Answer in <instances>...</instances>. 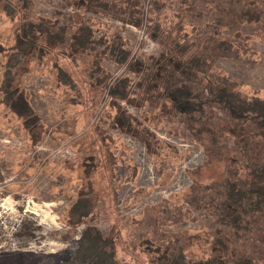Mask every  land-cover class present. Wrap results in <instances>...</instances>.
Here are the masks:
<instances>
[{
	"label": "rangeland",
	"instance_id": "1",
	"mask_svg": "<svg viewBox=\"0 0 264 264\" xmlns=\"http://www.w3.org/2000/svg\"><path fill=\"white\" fill-rule=\"evenodd\" d=\"M150 11L169 35L163 45L122 20L143 12L144 24ZM42 20L62 41L46 45L43 34L17 56L19 26ZM81 27L89 49L74 53ZM172 40L197 55L202 100L214 96L209 80L264 98V0H0V264H59L86 229L89 242L97 230L108 238L117 264H156L157 247L264 264V215L241 230L214 215L227 180L245 178L231 156L244 141L225 129L222 104L180 113L165 90L147 89L151 68L128 69L150 67ZM9 79L30 106L21 116L3 102ZM248 149L264 159L258 137Z\"/></svg>",
	"mask_w": 264,
	"mask_h": 264
},
{
	"label": "trees",
	"instance_id": "2",
	"mask_svg": "<svg viewBox=\"0 0 264 264\" xmlns=\"http://www.w3.org/2000/svg\"><path fill=\"white\" fill-rule=\"evenodd\" d=\"M7 8L8 5H4L3 10H6L8 14L14 13V8L10 10ZM150 13L151 11L146 15L144 24L143 12L137 17L131 14L128 19L124 18L122 20L136 27H144L146 33L153 41L163 45L164 41H168L169 35L164 32L158 17H151L149 16ZM18 33V44L20 45L16 47L18 49L17 56H26L27 52L33 50L36 42L42 40L41 36L43 34H46L44 39L46 45L56 42L57 39L62 41L61 37L47 29L43 20L36 23L24 21L19 26ZM90 35L91 31L81 27L78 32L71 36L70 46L74 53L89 49L87 44L90 42ZM21 44L25 47H22ZM188 46V43L184 42L180 45L178 40H172L168 43V48L165 51L162 49L158 59L150 67L145 65L144 61H135L128 62V69L141 72L143 68L146 70L151 68L150 75L144 79L147 89H158L160 87L165 90L166 98L170 100L173 107L180 113L202 112L205 101L209 102L211 98H216V102L222 104L230 119L239 122V124L234 125L232 124L233 121H231L225 129L235 136L242 135L244 148H235V153L231 154V156L235 162L236 169L238 168L245 172V178L228 179L222 187L221 194L223 199L214 203L213 207L217 210L214 215L219 218L218 221L221 224L230 225L235 230L245 229L251 213L264 215V159L257 161L248 152L250 138L258 137L264 142V98L242 94L232 82L229 85H223L220 83L215 84L210 80L205 87H208L214 96L211 94L212 97L202 100V93L193 94L192 82L197 80L195 66H197L198 58L196 54L187 56ZM229 56L233 57L234 52ZM127 59L128 53L125 51L118 60L126 62ZM8 72L10 73V71ZM2 91L6 96L3 100L4 104L19 113V116L30 109L23 94L18 93L17 89L12 87L10 79L5 81ZM114 94H118L120 98L124 99L126 91L119 93L115 90ZM195 97L198 98V102L193 100ZM211 133L212 136L216 135L215 131H211ZM204 188L207 189V187ZM205 196L210 197L211 195L205 193ZM206 202H208V205L205 207L210 208V200ZM85 212H87L86 206L82 213ZM87 233L88 229L76 241V246L74 245V248L67 250L65 258L61 259L59 264H117L118 257L112 251L113 247L108 238L101 237L100 231L97 230L91 236V239L94 240L92 243L87 239L90 236ZM220 243L224 249H227L223 242L220 241ZM153 251L155 255L151 261H155L156 264H253L252 259L247 255L242 254L240 256L234 252L232 254L226 252V254L222 253L217 256L211 255L192 260L186 258L180 249L177 251L163 249L161 251L157 247Z\"/></svg>",
	"mask_w": 264,
	"mask_h": 264
}]
</instances>
